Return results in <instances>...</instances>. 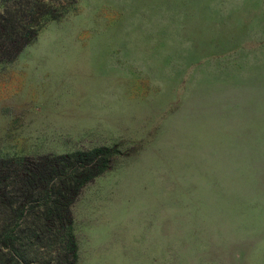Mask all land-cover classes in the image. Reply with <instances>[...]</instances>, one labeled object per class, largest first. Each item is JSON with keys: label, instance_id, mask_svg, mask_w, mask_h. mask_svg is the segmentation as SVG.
Here are the masks:
<instances>
[{"label": "rangeland", "instance_id": "rangeland-1", "mask_svg": "<svg viewBox=\"0 0 264 264\" xmlns=\"http://www.w3.org/2000/svg\"><path fill=\"white\" fill-rule=\"evenodd\" d=\"M63 5L0 63V163L117 150L78 264H264V0Z\"/></svg>", "mask_w": 264, "mask_h": 264}, {"label": "trees", "instance_id": "trees-1", "mask_svg": "<svg viewBox=\"0 0 264 264\" xmlns=\"http://www.w3.org/2000/svg\"><path fill=\"white\" fill-rule=\"evenodd\" d=\"M68 1L1 0L0 63L30 44L38 25L57 20ZM116 153L101 147L38 164L0 163V264H78L71 205Z\"/></svg>", "mask_w": 264, "mask_h": 264}]
</instances>
